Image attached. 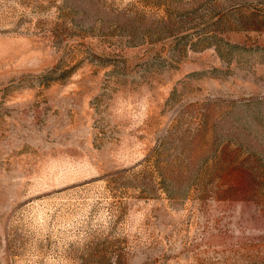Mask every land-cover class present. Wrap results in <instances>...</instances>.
<instances>
[{
	"label": "rangeland",
	"instance_id": "obj_1",
	"mask_svg": "<svg viewBox=\"0 0 264 264\" xmlns=\"http://www.w3.org/2000/svg\"><path fill=\"white\" fill-rule=\"evenodd\" d=\"M0 264H264V0H0Z\"/></svg>",
	"mask_w": 264,
	"mask_h": 264
}]
</instances>
